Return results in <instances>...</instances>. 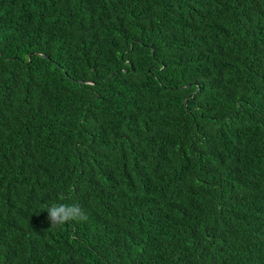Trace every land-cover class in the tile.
Wrapping results in <instances>:
<instances>
[{
  "label": "trees",
  "instance_id": "1",
  "mask_svg": "<svg viewBox=\"0 0 264 264\" xmlns=\"http://www.w3.org/2000/svg\"><path fill=\"white\" fill-rule=\"evenodd\" d=\"M0 264H264V0H0Z\"/></svg>",
  "mask_w": 264,
  "mask_h": 264
},
{
  "label": "clouds",
  "instance_id": "2",
  "mask_svg": "<svg viewBox=\"0 0 264 264\" xmlns=\"http://www.w3.org/2000/svg\"><path fill=\"white\" fill-rule=\"evenodd\" d=\"M47 215L51 226L59 227L68 222L84 221L86 213L79 204L53 203L47 207Z\"/></svg>",
  "mask_w": 264,
  "mask_h": 264
}]
</instances>
